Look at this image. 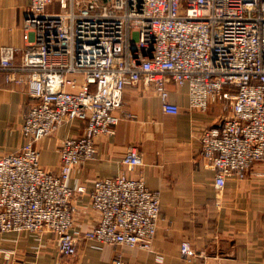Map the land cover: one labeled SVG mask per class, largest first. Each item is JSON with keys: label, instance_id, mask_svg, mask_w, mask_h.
<instances>
[{"label": "built area", "instance_id": "1", "mask_svg": "<svg viewBox=\"0 0 264 264\" xmlns=\"http://www.w3.org/2000/svg\"><path fill=\"white\" fill-rule=\"evenodd\" d=\"M17 47L0 46L5 81L28 75L34 100L24 114V144L0 155V231L51 232L61 256L78 253L73 235L75 167L96 158L98 138L133 116L118 109L128 85L151 87L162 109L177 114L169 82L188 85L189 108L221 102L218 124L201 130L200 151L220 191L228 175L248 177L264 162V0H30ZM82 131L59 145L57 171L41 163L39 142L67 123ZM128 170L97 178L90 191L96 225L82 239L150 250L161 218V191L147 186L132 144ZM181 252H196L188 241ZM113 264H126L117 252Z\"/></svg>", "mask_w": 264, "mask_h": 264}, {"label": "crops", "instance_id": "2", "mask_svg": "<svg viewBox=\"0 0 264 264\" xmlns=\"http://www.w3.org/2000/svg\"><path fill=\"white\" fill-rule=\"evenodd\" d=\"M29 3L0 0V46L17 47L16 64L26 45L24 16ZM20 75L22 82H7L0 71V155L25 142L21 125L34 98L27 73ZM168 88L170 100L180 106L177 114L162 109L151 87L128 85L117 112L125 110L133 116L122 119L113 136L98 138L95 159L73 169L69 184L86 186L73 199L77 255L61 256L51 232L0 231V264H113L119 251L126 264H264V162H256L245 179L228 175L219 191L214 185L215 170L205 165L201 155L199 135L218 124L223 105L215 102L206 111L190 109L187 84L171 81ZM81 131V122L75 121L43 138L39 142L42 165L57 171L61 140ZM132 144L142 153L147 186L161 191V218L150 250L82 239V233L98 221L90 198L95 179L122 171L138 174L122 163ZM183 241L191 244L194 255L181 252Z\"/></svg>", "mask_w": 264, "mask_h": 264}]
</instances>
